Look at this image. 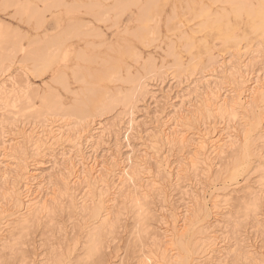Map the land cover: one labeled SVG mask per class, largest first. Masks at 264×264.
I'll return each instance as SVG.
<instances>
[{
    "label": "rangeland",
    "instance_id": "rangeland-1",
    "mask_svg": "<svg viewBox=\"0 0 264 264\" xmlns=\"http://www.w3.org/2000/svg\"><path fill=\"white\" fill-rule=\"evenodd\" d=\"M20 1H27L33 4L32 6L35 5L39 11H42L41 9L43 8V5H41L39 1ZM64 1L67 4L72 5V7L74 3H76L77 6H79L80 4V7H76L74 5V11L68 14H66L65 9L63 8L45 12L44 23L41 27H37L33 20L28 21V19L24 16H15L13 8L2 7L0 1V21L5 23L6 26H10L9 29H12L14 33L17 32V34L19 33V35L22 36L21 42L24 47H26L27 44L33 39H43L44 36L55 35L62 29H64L66 24L69 22L74 24H84V26H86L85 28L88 29L89 27L90 30L92 29L91 31L93 32V35H95L94 33H96L97 35L92 36V33H90L91 35L88 33V37L83 34V38H72L68 40V42H66L67 44L63 47L66 48L65 60H62L59 57L56 62H53L50 65L48 70L43 69L44 71H41L40 73L39 71L36 72V70L32 69L30 63L26 64L22 62L21 55L17 54L13 60V63L8 69V75L10 76V78H15L18 82L17 89L22 91V89L24 90L27 87L28 89H25L26 93L28 94V96L30 94L31 97H29L36 106L39 104V97L43 96L47 92H56V94H58L57 96L60 97V100H62V105L69 106L74 99L73 97L81 95L80 92H84V88H86V86L89 88L94 85V87H96L94 88V90L107 91L112 94L113 92L115 93L118 91L125 92L131 87V85L125 83L124 80L121 79H124L126 77L125 71L129 70L128 72H130L131 76L142 75L141 77H145L146 79L143 78V80L145 79V82L147 84H150V86H153V84L163 80V88L158 90L156 99L157 101L164 102V106H167L164 107V114H161L158 121L159 124L155 123L153 116H155L154 112L156 109L154 108V101L150 99V94L142 97L138 96L137 100H140V102L138 103L136 114H134V122L136 123L137 126H135L138 127L139 132L134 128L127 137L120 136L116 141L110 140V148L107 150V154H105L104 156H106L108 160L107 163H111L113 169L111 168L110 171L99 169V172L103 171L101 172V175L102 173L103 175L106 173L105 180L107 181L105 182V184L107 182L109 184L105 188V190H107L103 196L105 200H108L106 202V206L107 208L109 207V211L111 213L110 220L113 224V229L110 231V233L106 234L101 254L96 258L94 257L92 259H86L83 255L82 249L84 248L86 234L90 226L95 221L94 219H91L89 214L83 213L82 209L80 208H82L83 202H86L90 206L98 198L99 190L102 188H100L101 184L97 181L95 184L97 186L99 185V187L95 185L97 188L93 187V191L90 188V186H94V182L99 179L96 177L98 174L93 175L95 179L97 178L96 180H87L88 182L81 183L77 182L72 186L74 190V199L73 196L71 197L69 194L72 190L68 193H66V191L64 192L63 178L65 177L64 175L66 174V171H64L63 169L64 165L60 163L61 161L59 160L58 156V153H60L59 151L55 153L56 155L48 153L51 156L47 154L45 157H33L30 150L24 151L28 170L32 171V169L35 168L33 166L39 163L38 172L41 173L44 179L47 180L49 178L50 180V182L47 180L49 183H47V181L45 180L43 189L44 196L47 195V208L49 207L50 210L48 209V213L46 211V214L40 216L39 219H32L28 227L25 230H22L14 224H9L12 222V218L8 217V215L13 212V206L11 205V202L9 203V201H4L5 199H2V193L5 191L4 189L7 188L4 186H7V183L4 182L1 174L3 171L7 170L8 172L5 171L6 175L4 174L3 176L7 178V175H10L9 171L11 170V167H8L6 160L4 161V163H2V161L0 165V206H2L7 213H0V228L4 227L7 224L8 225L7 228L5 227L3 229L5 231H0V264H53L60 259H64L63 262L65 264H140L141 261H144V257L147 255L148 250L154 248V246L152 245L154 244L156 238H153V233L160 234V232L164 230L161 226H159L163 225L164 221H166L161 216L162 211L163 214H167L171 211L170 208H177V213H179L180 215L179 219L186 215V217L197 223L195 225L194 231L190 230L186 235V238L191 237L192 233H195L197 231L196 228L198 229L199 227L211 228L218 232L217 235L221 234L218 238V240L220 238L221 239L218 243V247L220 246V248H218L219 250H217V252H219V255L224 258V264H247V262L249 261H251L252 264H257L261 260H264V229L260 231L262 233L261 234L260 232H256L255 228L253 227L255 223L254 218L257 215L256 217L260 218V222L263 224L264 228V202H261V204L258 205V209L255 212L249 213L248 215L244 214L243 209L244 203L247 199L245 198L246 189H243L242 182L250 174V172H253L257 163L256 156H253L252 154L249 157L246 167L244 166L241 170H239L241 172H239L238 175L230 176V174L227 173V170H230V166L233 164L234 160L245 150V135L247 134L248 140L255 137V134L253 132L254 130L252 131L249 125L252 121V117H255L254 119H257L258 117L262 116L261 113L263 112L262 108H260L261 105L255 106L254 109H251L249 112H245L243 110L238 111V118L233 121L222 119L216 114L214 117V113L211 117L207 118V116L204 114V110H202V104L198 103L199 100H190L191 102L188 101L187 104L183 106L185 108L183 109L182 117L183 120L185 118V121L187 122L182 120L181 121L183 122V124H185L184 126H188V129L192 134L195 132L198 133L200 131L203 132L205 129H214V134L230 133L229 135L234 140L233 147L227 150L220 157L217 158L215 156H211L213 160L211 161V166L209 165L208 167V162L206 160V164H198V166L200 167H197L195 173L194 170L189 167V162L187 160V158L193 152L191 144H188L193 142L192 140H195V136L189 134L190 132L188 133L189 135L186 134L185 137L188 142V146L186 148H182L181 150L176 145L172 146L170 144H167L165 134L168 131L167 129H165V127L161 129L159 127L160 124H162L161 121L165 119V116H168V114H170V99L180 94L181 90L188 89L186 88V86L189 84V82L187 84L183 83L182 85L177 86L174 78H177L179 76L180 79H183V76L184 78H186L188 74L190 75V73L197 74L203 71L205 73L207 68L208 69L206 72H210V70L213 69L210 68L208 63L210 56L211 60L212 58L214 60L227 59L230 62L229 66H233L235 60L239 58L242 53L243 57L240 60L242 61L245 59L246 62L249 59V57L246 56L247 53L256 50L258 51V53L256 54V58L252 62V70H254L253 72L260 71V74L262 73V71L264 70V35H262L264 34V28H262L260 24L262 19H264L261 17L262 13H254L253 15L248 16L247 13L243 11H241L242 13L235 12L232 7L227 5V0H218V2H215L213 4L214 6L212 5V8L214 9V11L216 10V14H219V12L223 11V9L225 11L223 13H226L225 16L228 13V17H226V19H221L224 21V25L223 21H221L219 18L221 15H216L217 17L213 16L215 20L217 19V23L215 21H211L210 23L206 21L204 17L201 18L202 16L195 19H191V17L189 18V15L187 13L190 11L189 9L187 10L186 3H189L193 0H181L180 2H178L177 0H166L167 2L165 0H161L162 6L160 10L158 9L156 13L157 15H154V21L152 20L154 24L153 22L149 23L150 27L152 26L153 29H155L153 30V33H155L149 35L150 37L147 38L146 42L143 41L145 43H141L131 36H128L129 34H126L129 32L133 33L137 28V23L135 22V20L138 13V4H133L134 0H123L127 3L121 0H100V3H103L101 4V6L103 5V7H110V5H113L115 2H122L126 4V8L131 5L129 9L125 8L127 11L124 14L120 15V13H118L116 15H113V12L108 13L110 16L108 14V16L106 15L109 19H107V21L105 22L97 21L90 15V17L87 16L88 14L85 11L86 9H84V5L90 3V0ZM93 1L94 0H91V2ZM130 1L132 2L130 3ZM136 1L141 4L147 0ZM194 1L195 3L200 2L204 5L206 3H211V0ZM260 1H262L261 4L259 3ZM260 1L249 0V3L253 5V8L255 10H262V7H264V0ZM174 2H177V6ZM81 4H83V6ZM256 5L257 7H259L256 8ZM217 7H219V9ZM229 8L231 11L229 10ZM182 11L184 12L181 13ZM178 13H180V15ZM235 13L237 16H235ZM174 15H176V17ZM116 17L118 19H115ZM167 18H170L171 20ZM240 18L241 20H239ZM165 19H167V21L171 23L168 24ZM231 19V27L233 28H231L230 24H228L230 23L229 21ZM250 21L254 22L251 23ZM207 23L208 25L213 24L214 27L218 24V27L220 28H211L207 25ZM253 24L254 26L256 24L257 25L254 27ZM165 25L166 28H164ZM221 25L223 26V28L221 27ZM167 26H172L173 28L168 30ZM236 26H239L238 30H236ZM156 27L159 30H157ZM258 27H261L260 30ZM250 28L253 30H251V33L253 32L252 34L254 36L256 35L257 38L255 37V39H258L257 41L254 39V36L252 34L251 39V35L248 32ZM240 29L241 31L239 32ZM243 29H245L246 31H244ZM232 30L233 32H231ZM242 30L246 33H244ZM221 31H224L225 33H221ZM228 31H230L231 34ZM226 33L228 34V37L226 36ZM259 33L260 35H258ZM184 34L186 36L183 37ZM205 34L207 35L205 36ZM218 35L220 36L218 37ZM236 35L238 39L235 37ZM85 36L86 38H84ZM215 36H217L218 39H216ZM246 37L247 39H244ZM214 39L217 41H215ZM232 39L234 40L231 42ZM123 40L124 44L122 42ZM125 40H127V42ZM222 41L226 42L223 43ZM169 43L171 44V46L169 45ZM204 43H207L206 46H204ZM121 45L124 48H122ZM168 45L170 46V48H174L170 50ZM187 46H189L188 50L185 49L187 48ZM108 47H113L112 49L114 51L112 49H110L111 51H107L109 49ZM182 47L185 50L182 49ZM212 47H214V49ZM72 48L73 54L71 51ZM165 48L169 49L171 52L173 50V54H170V51L166 50ZM193 48L194 51L191 50ZM206 49L209 51H207ZM80 51H85L84 54L86 53L88 55L87 57L90 58V61L92 57V59L94 58L96 60V63L98 65L103 61V59L107 60V57L109 56L110 58L112 57L111 59H109V61H112V59L114 58H118V60L114 59L115 61H112V64L114 62L116 63L113 64L115 65V68L114 70H112V72H115V75L113 76H119L118 78L121 79L116 81L105 80V82L101 81V83H99V80L96 81L97 79L94 78V76L96 73L100 74L103 72V70H101L103 69V63L97 66L95 60L93 61V63H95L96 65L93 64L92 61L91 64H89L90 62L88 64L79 62L76 59V52H78L77 54L80 55ZM112 51L113 55L118 51L120 53L121 51L123 52L121 53V55L118 54L119 56H112V53L110 54V52ZM126 51L129 53H127ZM196 51L198 53L200 51V53L198 54ZM244 52H247L246 55ZM133 53L136 55L135 57H133ZM228 53L229 55L231 53L233 57H230ZM107 54L109 56H107ZM200 55H202V57ZM173 56H176L180 59L181 66L179 67L181 70H178L179 67H177L178 65L175 66V62L173 63V61L175 60ZM246 57H248V59H246ZM190 58H192L193 60H190ZM100 59H102L101 62L99 61ZM149 60L152 61V66H154V68H152L150 71L152 72L154 70V73H151L150 71L147 72L144 69V71H141L143 65H146ZM118 64L121 65L119 66ZM117 65L119 66L118 68L120 71L116 68ZM75 68H79L81 71H88L90 76L92 77H85L83 78V80L81 78L80 82H78L80 79H77L76 81V79H74L71 75V71ZM126 68L129 69L126 70ZM59 75L64 77V83L67 81L66 85L61 84L63 87L56 83L54 80L55 77ZM171 78L174 80L170 81ZM205 79L207 80V77ZM89 80H92V83ZM84 81H86L85 85L83 83ZM95 81L98 83H96ZM94 82L95 84H93ZM219 82L220 81H218V83ZM88 84H90L91 86ZM97 84L98 86H96ZM169 85L171 86L168 88ZM65 86L67 87L65 88L66 90L64 89ZM102 87H105L107 90L102 89ZM99 88H101L102 90H100ZM117 88H119L120 90H115ZM165 91H170V99L169 97L165 99ZM23 92L21 93L23 94ZM27 94H25V96ZM164 100L167 101L165 102ZM127 112L128 109H124V107L122 106H117L96 119L100 120L101 124L108 125L117 120V118L119 117H127ZM33 118L34 116L31 118L28 113H19L17 110L0 111V122H2L4 126H15L18 129L21 128L22 125L26 124V126H29L28 124L35 123L36 119L39 120L38 118ZM37 120L35 124H38ZM39 122L41 121L39 120ZM245 124L247 125L245 126ZM87 129L89 130L88 132H90L91 129ZM13 131L18 132L20 130L13 129ZM86 135H88V133H85L84 136ZM8 139H10V141H8L6 144L12 145L13 143L19 141L16 140L13 136L9 137ZM17 151H19V149ZM98 156L99 155H97V157ZM164 159L166 164H169L170 169H172V175L168 179L166 178L165 172L163 171L165 170V168H163L164 166L161 167L162 163L165 164ZM99 161L100 166L107 167L106 162L103 158L99 159ZM200 161L202 162L201 159L199 160V163ZM179 169H181L182 172H179L180 175L178 176L177 180L176 174ZM122 171L124 173H132L133 175L136 173L134 176L135 180L129 182L123 181L120 183L121 178L124 175ZM79 173L80 172L78 171L77 174ZM254 176L255 175H251L250 177L252 182H254L256 179ZM124 178H127V176H125ZM101 179L104 180V176ZM9 180L10 179H8V181ZM74 181L75 180H72L69 183V187H71ZM87 183L89 184L87 185ZM1 187L3 190L1 189ZM102 190L104 189L102 188ZM35 193H33L30 198L33 199L36 196ZM185 193L187 194L184 195ZM143 197H146L148 203L147 205L150 209L151 217L148 223L151 224V227H149L147 232L144 234L143 232L136 234V214L133 203L131 201L135 198H139V200H142L141 198ZM71 198H73V200H76L75 202L78 206H76L75 208L70 204V201H72ZM91 199L93 200L90 201ZM146 200L143 199L144 202ZM89 201L92 203L90 204ZM4 204L7 206H5ZM1 210L3 209H0V211ZM161 219L162 223L157 222ZM181 223L182 221L178 223V227H180ZM236 229H239L241 231V239H244V244H239L237 242L239 240V231L237 233L234 232ZM138 234L140 237H138ZM188 240L189 243H192L191 238H189ZM242 245L244 246L242 247ZM247 251L250 252L252 258L248 260L236 259L241 257L244 252ZM238 253H240V255L236 257L235 254ZM194 259L195 255H190L188 264H193L194 262L192 260Z\"/></svg>",
    "mask_w": 264,
    "mask_h": 264
},
{
    "label": "bare ground",
    "instance_id": "bare-ground-1",
    "mask_svg": "<svg viewBox=\"0 0 264 264\" xmlns=\"http://www.w3.org/2000/svg\"><path fill=\"white\" fill-rule=\"evenodd\" d=\"M0 1H1L2 7H4V5H8L10 8L12 7L14 10L15 16H21V17L24 16L28 19V21L33 20L37 27H41L42 24L44 23L45 12H50V11L55 10V9L63 8V9H65L66 14H68V13H71L74 11L73 10L74 5L76 7H80V4H79V6H77L76 3H74L73 7H72V5L65 3L64 0H36V1H39L41 3V5H43V8L41 9L42 11H39L35 5L32 6L33 4H31L27 1H23V2L20 0H0ZM121 1H123V0H121ZM132 1H130V3ZM177 1L180 2L181 0H177ZM89 2L90 3H88L87 5L86 4L84 5L85 6L84 9H86L85 11L88 14L87 16L90 15L91 17H93L97 21H103V22H105V21H107V19H109L107 17L109 15L108 13L113 12V15L120 13V15H121V14L126 13V11H127L126 9H129L131 6L128 4L129 6L126 8V4H124L122 2H115L113 5H110V7H103V5L101 6V4H103V3H100V0L99 1L94 0L93 2H91V0H90ZM123 2L127 3L126 1H123ZM210 2H211L210 4L206 3L205 5L201 4L200 2L199 3L201 5L199 3H195L194 0L189 2V3H186V8H187V10L189 9V11H190L187 13L189 15V18L191 17V19L192 18L195 19L197 17L202 16L201 18L204 17L205 20L210 22V23H211V21L212 22L215 21L217 23V21H216L217 19L215 20V18H213V16L221 15L219 17L220 20L222 18L226 19V17H228L227 16L228 13L226 16H225L226 13L225 14L223 13V12H225L224 9H223V11L219 12V14H216V12H215L216 10L214 11V9L212 8V5L215 2H218V0H211ZM226 2H227V5L232 7V9L235 12L242 13L241 11H243V12L247 13L248 16L253 15L254 13L255 14L256 13H259V14L262 13V10H260V9L255 10L253 8V5L250 4L251 1L249 3V0H227ZM226 2H225V4H226ZM261 2L262 1H260L259 3L261 4ZM174 3L177 6V2H174ZM83 4H81V5L83 6ZM133 4H135V5L138 4V7H137L138 13H137L136 20H135V22L137 23V28L133 33L129 32L126 34L127 35L129 34L128 36H131L132 38L136 39L137 41H139L141 43H145L147 38L150 37L149 35H152L155 33V32L153 33V30H155V29H153L152 26L150 27L149 23H152L154 21L153 17H154V15H157L156 13H157L158 9L160 10V8L162 6V1L161 0H147V1L139 4L138 1L134 0ZM182 5H183V3H182ZM258 7L256 5V8H258ZM133 8H135V7H133ZM217 8L219 9V7H217ZM229 10H230V8H229ZM183 12L184 11H182L181 13H183ZM178 14L180 15V13H178ZM174 16L176 17V15H174ZM184 16H185V14H184ZM235 16H237L236 13H235ZM252 17H251V19H252ZM172 18H174V17H172ZM115 19H118V18L116 17ZM167 19H170V18H167ZM167 19H165V20L167 21ZM234 19H237V18H234ZM239 20H241V18ZM166 21H165V23H166ZM221 21H223V20H221ZM231 21H232V19L229 22H231ZM108 22H109V20H108ZM253 22H251V23H253ZM169 23H171V22H168V24ZM261 23H262V21L260 22V24ZM153 24H154V22H153ZM220 24H221V22H220ZM223 24L225 25L224 21H223ZM228 24H230V23H228ZM155 25H156V23H155ZM166 25L164 28H166ZM207 25H208V23H207ZM211 25H208V26H210L211 28L214 27L213 24H211ZM222 25H221V27L223 28ZM249 25H250V23H249ZM7 26L5 23L0 21V111H2V110L3 111L4 110H8V111L17 110L19 113L20 112H22V113L26 112V113H28V115L31 118L34 116V118H38L41 121V122H39V120L36 119L38 124H35L36 123V120H35V123H33V124L30 123V124H28L29 126H26V124L22 125V127L19 129L15 126H4L2 124V122H0V165H1L2 161H3L2 163H4V161L6 160L8 167H11V170L9 171L10 175H7L8 176L7 178L10 179L9 181L6 177H3L4 174L6 175L5 171H7V170L3 171L1 174L2 178L4 179V182L7 183L6 184L7 186H4L7 188L4 189L5 190L4 192L2 191L3 193L1 192L2 196H3V198L2 197L1 198L5 199L4 201L7 200V201H9V203L11 202L12 203L11 205L13 206V212L8 215V217L12 218V222L9 224H14L18 228L25 230L28 227L29 223L32 221V219H39L40 216L46 214V211L48 213V211L50 210L49 207L47 208V199H46L47 195L44 196V194H43V192H44L43 189H44V184H45L46 179H44L43 176L41 175V173L38 172L39 171V168H38L39 163H37L35 165L33 164L34 166L33 165L32 166L35 168L32 169V171H29L28 166L26 164V158L24 156V151L30 150L33 157H38V156L39 157H45L48 153L54 155L55 153H57V151H59L60 153H58V156H59V160L61 161L60 163L62 165H64L63 169H64V171H66V174L64 175L65 177L63 178L64 192L66 191V193H68L72 190L69 194L71 197L73 196V198L75 199L74 194H73L74 190L72 188L73 185H75L77 182H80V183L81 182H88L87 180H89V181L90 180H96L97 178H99V179H97L93 184L94 186H90V188L92 189L93 187H96L97 185L95 183L98 181L101 184L100 188L102 187L104 189V190H102V188H101L99 190L98 198L93 203L90 202L93 199H91L89 201L90 204L92 203L90 206L86 202H83L82 208H80V209H82L83 213L89 214L91 219H94V221H95L90 226V228L88 229V232L86 234L84 248L82 249L83 255L86 259H92L94 257L96 258L97 256H100V254H101V251L103 249V245L105 242L104 240H105L106 234L110 233V231L113 229V224L111 223V220H110V217H111L110 214L111 213L109 211V207L107 208V206H106V202L108 200H105L104 196H103L107 190V189L105 190V188L109 184H108V182L106 183L107 185L105 184V182L107 181V180H105L106 173L104 175L102 173V175L104 176V180H103V179H101V178H103V176L101 175V172H103V171L99 172V169H104L105 171H107V170L110 171L113 166L111 165V163H107L108 160H107L106 156H104V155L107 154V150L110 148L109 147L110 140L116 141L120 136L127 137L129 135V133L131 131H133L134 128L137 129L136 131L139 130L138 127H136L137 126L136 123L134 122V114H136L137 106H138V103L140 102V100H137L138 96L142 97V96H145L147 94H150V99L154 101L153 104H154V108L156 109L154 112L155 116H153L154 122L158 123L161 114L165 110L164 107L167 106V105L164 106V102L157 101V99H156V94H157L159 89L163 88L162 85L164 82H163V80H161L158 83L153 84V86H150V84H147L145 82V79H146L145 77H141L142 75L141 76L140 75L131 76L130 72H128L129 68L128 69L126 68V70H128V71H125L126 77L124 79H121V78L120 79L124 80L125 83H128L129 85H131V87L129 89H127L125 92H120V91H118L119 88H117L115 90H117L118 92H115V93L113 92V94H112V93H109L107 91L94 90V88H96V87H94V85H92L93 89H92V87L88 88L86 86V88H84V92H80L81 95L73 97L74 99H73L71 105H69V106H66V105L63 106L62 105V103H61L62 100H60V97L57 96L58 94H56V92L55 93H53V92L48 93L47 92L43 96L39 97V99H40L39 104L36 106L35 103H33V101L30 99V97H31L30 94H29V96H30L29 97L28 94L26 93L25 89L27 87L24 90L22 89V91H20L19 89H17V83L18 82L16 81V79L12 78V77L10 78V76L8 75V69H9L10 65L13 63L15 56L17 54H20L22 62H24L26 64L30 63L32 69L36 70V72L39 71V73H40L41 71H44L45 69L48 70L50 65L53 62H56L59 57L62 60L63 59L65 60L66 48H63V47L67 44L66 42H68V40H70L72 38H80L83 36V34H85L88 37V35H87L88 33L89 34L92 33V36H97V35H96V33H94L95 35H93V32L91 31L92 29L90 30L89 27H88V29L85 28L86 26H84V24H81V23L74 24V23L69 22L66 24L64 29H62L60 32L56 33L55 35L44 36L43 39L41 38L42 40L38 39V38H37V40L33 39L32 41H30L27 44L26 47H24V45L21 42L22 36H20L19 33L17 34V32L14 33V31L12 29H9L10 26H8V27ZM205 26H206V24H205ZM218 26L219 25L217 24L215 27L217 28ZM253 26H254V24H253ZM258 26H260V25H258ZM167 27H168V30L173 28L172 26L171 27L167 26ZM238 27L236 26V28H237L236 30H238ZM206 28H207V26H206ZM218 28H220V27H218ZM231 28H233V27H231ZM260 28H259V30H260ZM241 29L239 30V32L241 31ZM157 30H159V29L157 28ZM233 30L231 32H233ZM243 30L246 31L245 29H243ZM251 30L252 29L250 28V30L248 31L250 33V35L253 33V32L251 33ZM216 31H217V29H216ZM262 31H263V29H262ZM190 32H192V31H190ZM222 32H224V31H221V33ZM228 32L231 34L230 31H228ZM205 33H206V31H205ZM244 33H246V32H244ZM241 34H242V32H241ZM206 35L207 34H205V36ZM237 35L235 36L236 38H237ZM252 35L250 36L251 39H252ZM258 35H260V33ZM262 35H264V34H262ZM86 36L84 38H86ZM184 36H186V35L184 34L183 37ZM219 36L220 35H218V37ZM226 36L228 37L227 33H226ZM226 36H225V38H226ZM215 37H216V39H218L217 36H215ZM222 37H223V34H222ZM222 37H220V38H222ZM255 37H256V35L254 36V39H255ZM225 38H224V40H225ZM248 38H249V36H248ZM244 39H247V37ZM233 40L234 39H232L231 42ZM255 40L257 41L258 39H255ZM125 41L127 42V40H125ZM143 41H145V42H143ZM215 41H217V40H215ZM122 42L124 44V40ZM225 42L226 41H224L223 43H225ZM210 43H211V41H210ZM212 43H213V40H212ZM204 44H205L204 46H206L207 43H204ZM169 45L171 46L170 43H169ZM186 45H188V44H186ZM186 45H185V47H186ZM170 46H169V48H170ZM188 47L189 46H187V48H185V49L188 50ZM112 48L113 47L109 48L107 51H109ZM122 48H124V47L122 46ZM173 48L174 47L170 48V50ZM212 48L214 49V47H212ZM125 49H124V51H125ZM182 49H184V48L182 47ZM166 50H169V49H166ZM191 50L194 51V48ZM71 51L73 54V48ZM85 51H80L81 52V54L79 52L80 55H78L77 54L78 52H76V59L79 62H83V63H87V64L89 62H90L89 64H91V61L93 63V61L95 59L94 58L92 59V57H91V61H90V58L87 57L88 55L86 53L84 54ZM113 51L110 52V54L112 53V56H119L118 54L121 55V53L123 52V51H121V53L119 51H118L119 53L114 52L117 55H115V54L113 55ZM200 51H202V50H200ZM200 51H199V53H200ZM207 51H209V50H207ZM172 52H173V50H172ZM172 52L170 51L169 53L171 54ZM127 53H129V52H127ZM244 53L246 55L247 52H244ZM257 53H258V51H256V50L255 51L253 50V51H250L249 53H247L246 56H248L249 59H248V57H246V59H248V61H246V62H245L244 58H243L244 60H242V61L240 60L243 57V53H242L239 56V58H237L236 60L234 59L235 63L233 66H231V65L229 66L230 62L227 59L214 60L212 58V60H211L210 59L211 56H210L209 60L207 59L209 61V62L208 61L207 62L209 63L210 68H213L212 70L209 69L210 72L208 71V73H207L206 71L208 68L207 69L205 68L206 69L205 73H204V71L199 72L197 74L190 73V75L188 74V76L186 78H184V76H183V79L182 78L180 79L179 76L177 78H174L176 83H177V86H180L183 83L187 84L189 82V84L186 86V88H188V89L181 90V93L174 96L173 98L169 97L170 91L164 92L165 99L168 97H169V99L171 98L170 99L171 100V102H170L171 106L169 105L170 106L169 107L170 108L169 109L170 114H168V116H165V119L163 121H161L162 124H160V126H159L160 129L165 127V129H167V131H168L165 134L166 135L165 139H166L168 145L169 144L172 146L176 145V146H178L179 149L182 150V148H186L188 145L191 144L193 152L191 155L189 154L190 156L187 158V160L189 162V167L191 169H193L194 173H195L197 170V167H200V166H198V164H201V165L206 164V162H205L206 160L208 162V167H209V165L211 166L212 165L211 161H213L211 156H213V157L215 156L217 158L220 157L227 150H229L233 147L234 140L229 135L230 133H228V134H225V133L217 134V133H215L214 134V131H213L214 129L213 130L205 129L203 132L200 131L198 133L195 132L192 134L190 132V130L188 129V126H184L185 124H183V122H182V121H185V118L183 120V117H182L183 109L185 108L183 106L186 105L187 102L190 100H194V101L199 100L198 103L202 104L201 107L203 109L202 108L201 109L204 110V114L207 116V118L211 117L212 114L214 113V115H213L214 117L216 114L222 119H228V120L233 121V120H236V118H238V115H239L238 111L243 110L245 112H249L251 109H254L255 106L261 105L260 108H262V112H263V113H261L262 116L258 117L257 119H254L255 117H252V121L250 122V125H249L250 128L252 129V131L254 130L253 132L255 134L254 138L248 140L249 150L247 151V153H245V150L243 152L241 151L242 153L239 154V156L234 160L233 164L232 165L230 164L231 166L229 165L230 170L229 171L227 170V173H229L230 176L238 175L239 172H241L239 170H241L244 166L246 167L249 157L252 154H253V156L254 155L256 156V159H257L256 162L257 163H256V166H255L253 172H250V174L242 182L243 189H246L245 198L247 199L246 202L244 203V206H243L245 215H248L249 213L255 212L258 209V205L261 204V202H264V158H262L260 155L261 140H262V138H264V70L262 71L261 74H260V71L253 72L254 70H252L253 69L252 68V64H253L252 62L256 58ZM228 55H229V53H228ZM107 56H109V55L107 54ZM135 56L136 55L134 54L133 57H135ZM166 56H167V54H166ZM200 56L202 57V55H200ZM229 56L233 57L231 55V53ZM171 57H172V55H171ZM107 58H108L107 59L108 61L103 59V61L101 62L102 59L99 60L101 62L100 64L103 63V69H101V70H103V72L99 71L102 73H100V74L96 73L94 76V78L97 79L96 81H98V80L100 81L99 83H101V81L105 82V80L106 81L120 80L118 78L119 76L118 77L113 76V75H115V72L114 73L112 72V70H114V68H115V65H113L115 62L112 64V61L114 59L118 60V58L113 57L114 59H112V61L111 60L109 61V59H111L112 57L110 58V56H109ZM119 59H120V57H119ZM174 59L175 60L173 61V63L175 62V64H176L175 66H177V65H178L177 67L181 66L180 59L177 58L176 56L174 57ZM117 60H116V62H117ZM151 60L148 61L149 63L145 62L146 63V65L144 64L145 66L142 64L143 67L141 68L142 69L141 71L145 70V71L149 72L152 68H154V66H152ZM190 60H193V59L190 58ZM95 63H96V60H95ZM95 63H93V64H95ZM153 63H154V61H153ZM99 65L97 64V66H99ZM118 65L116 68L119 70L118 67L121 64L119 66ZM191 66H193V65H191ZM174 69H175V67H174ZM179 69H180V67L178 68V70ZM153 71L152 72L150 71V72L154 73ZM230 71H232V72H230ZM182 72H183V70H182ZM22 74H24V73H22ZM71 75L74 79H76V81H77V79L78 80L80 79L78 82L81 81V78L83 80V78H85V77H92V76H90L88 71L87 72L81 71L79 68L73 69L71 71ZM206 77H207V80L205 79ZM143 78H145V79L143 80ZM174 79L171 78L170 81H172ZM54 80L59 85H61V84L66 85L67 84L66 83L67 81L64 83L65 79L61 75L55 77ZM218 81H220V82L218 83ZM95 82L93 84H95ZM83 83L85 85L86 81H84ZM96 83H98V82H96ZM84 85H83V87H84ZM88 85H90V84H88ZM96 86H98V84ZM170 86L171 85H169L168 88ZM65 88H67V87L65 86L64 89ZM99 89L102 90V89H106V88L102 87V89L101 88H99ZM23 91H25V92H23ZM21 92H23V94ZM25 94H27V95L25 96ZM117 106H122V107H124V109L125 108L128 109L127 117H124V116L119 117V118H117V120L113 121L111 124H108V125H103V124H101L100 120L96 119V118H99L100 116H102L107 111L109 112L110 110H112L113 108H115ZM57 117H60V118H57ZM72 118L75 120H73ZM185 122H187V121H185ZM225 122H226V120H225ZM246 125L247 124H245V126ZM87 128L91 129L90 132H88L89 130ZM13 129L20 130V131L15 132V131H13ZM13 132H15V133H13ZM217 132H219V131H217ZM85 133H88V135L84 136ZM188 133L195 136V140H192L193 142L189 141V142H191L189 144H188L186 137H185V135ZM9 135L13 136L16 140H19V141L13 143L12 145L6 144L8 141H10V139H8V138L11 136H9ZM6 137H8V138H6ZM18 149H19V151H17ZM50 154H48V155H50ZM97 155H99L98 156L99 158L97 157ZM102 158L106 162L107 167L100 166L99 159H102ZM200 159L202 160V162L200 161V163H199ZM164 163L165 164L162 163L161 167L164 166L163 168H165V170H163V171L165 172V176L168 179L172 175V169H170L169 164H166L165 159H164ZM78 171L80 172L79 174H77ZM179 172H182V170L179 169L177 171V174H176L177 180H178V176L180 175ZM94 174L95 175L98 174L96 176L97 177L96 179L93 176ZM123 174L124 175L121 178L120 183L123 181L129 182V181L135 180L134 176L136 173L133 175L132 173H128V172L124 173L123 172ZM251 175H255L254 177L256 179L254 182H252L250 179ZM9 176H11V177H9ZM125 176H127V178H124ZM114 177H115V174H114ZM116 177H118V176H116ZM3 179H2V181H3ZM47 180L50 182L49 178ZM72 180H75V181L72 183V185L70 184L71 187H69V183ZM48 181H47V183H49ZM88 184L89 183H87V185ZM97 187H99V185ZM1 189H2V187H1ZM93 189H92V191H93ZM95 190H97V189H95ZM33 193H35L36 196L32 199V198H30V196H32ZM186 194L187 193H185L184 195H186ZM225 197H227V196H225ZM73 198H71L72 201H70V204L72 207L75 208L78 205L75 202L76 200H73ZM94 199H95V197H94ZM141 199L142 200H139V198H135L131 201L133 203V207L135 209V214H136V225H135L136 226L135 229L137 231L136 234L142 233V232L144 234L147 232L148 228L151 227V224L148 223V221H150L151 213H150V209L147 205L148 203H147L146 197H143ZM143 199L146 201L144 202ZM226 201H224V202H226ZM5 206H7V205H5ZM0 207H2V206H0ZM0 209H3L0 211V213L5 212L3 207ZM170 210L171 211L167 214H163V211H162L161 216L166 221H164L165 226H164V224L159 225V226H161L164 230L162 232L159 231L160 234L153 233V235L155 236L154 237L152 235L153 238L157 239V240L155 239V242L153 240L155 245L153 244L152 246H154V248H151L148 250L147 255L144 257V261H141L140 264H188L190 255L191 256L195 255V259L192 260L194 262L193 264H224V262H225L223 260L224 258H222V256L219 255L220 253L217 252V250H219L218 248H220V246L218 247V245H219L218 243H219V240L221 238L219 240H218V238L221 234L217 235V233H218L217 231H215L211 228H207V227H199L198 229L196 228L197 231L194 233L193 231L195 229V225L197 224L196 222H193V220L186 217V215L181 217V219H179L180 215H179V213H177V208H173V209L170 208ZM5 213H7V212H5ZM256 216L254 218L255 223H254L253 227L255 228L256 232H260L264 228H263V224L260 222L261 221L260 218H258ZM180 221H182V223L180 224V227H178V223ZM157 222L162 223V219L158 220ZM7 225L0 228V231H2L5 227L7 228ZM190 230H193L192 236L186 238V235L188 234V232ZM236 230L234 231L236 233L239 231L238 232L239 237L237 236L239 240L237 242L239 244H244V239H241L242 238V234L240 233L241 231L239 229L237 231ZM3 231H5V230H3ZM159 232H157V233H159ZM138 237H140L139 234H138ZM189 238L192 239V243H189V240H188ZM243 246L244 245H242V247ZM235 252H236V249H235ZM235 255H236V257H238L240 255V253L235 254ZM250 258H252L251 254H250V252L247 251V252H244V254L241 257L236 258V259L237 260H239V259H242V260L247 259L248 260ZM63 260L62 259L57 260L53 264H65L63 262ZM122 264H124V263H122ZM257 264H259V263H257Z\"/></svg>",
    "mask_w": 264,
    "mask_h": 264
},
{
    "label": "snow or ice",
    "instance_id": "snow-or-ice-1",
    "mask_svg": "<svg viewBox=\"0 0 264 264\" xmlns=\"http://www.w3.org/2000/svg\"><path fill=\"white\" fill-rule=\"evenodd\" d=\"M5 8H8V5H4ZM18 7V6H17ZM262 18H264V7H262ZM231 26V22H230ZM261 27L264 28V19H262ZM249 150V144H248V138L247 134L245 135V153ZM260 155L262 158H264V138L261 140V147H260ZM247 264H252L251 261L247 262ZM259 264H264V260H261Z\"/></svg>",
    "mask_w": 264,
    "mask_h": 264
}]
</instances>
